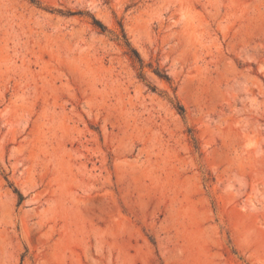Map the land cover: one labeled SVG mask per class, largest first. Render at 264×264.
<instances>
[{
	"label": "rangeland",
	"instance_id": "rangeland-1",
	"mask_svg": "<svg viewBox=\"0 0 264 264\" xmlns=\"http://www.w3.org/2000/svg\"><path fill=\"white\" fill-rule=\"evenodd\" d=\"M0 264H264V0H0Z\"/></svg>",
	"mask_w": 264,
	"mask_h": 264
},
{
	"label": "trees",
	"instance_id": "trees-1",
	"mask_svg": "<svg viewBox=\"0 0 264 264\" xmlns=\"http://www.w3.org/2000/svg\"><path fill=\"white\" fill-rule=\"evenodd\" d=\"M31 1H33V0H31ZM95 24L98 25L103 31H105L106 28L100 22L95 20ZM133 51H134V54L136 55V57H138V59H140L138 53L135 50H133ZM140 62H141V60H140ZM15 192L19 196L20 202H22L23 201L22 194L18 190H15Z\"/></svg>",
	"mask_w": 264,
	"mask_h": 264
}]
</instances>
